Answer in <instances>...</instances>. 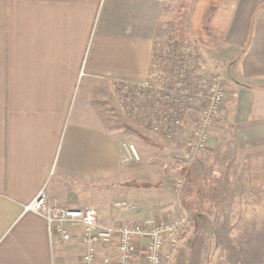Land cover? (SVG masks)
Returning a JSON list of instances; mask_svg holds the SVG:
<instances>
[{
    "label": "crops",
    "instance_id": "crops-1",
    "mask_svg": "<svg viewBox=\"0 0 264 264\" xmlns=\"http://www.w3.org/2000/svg\"><path fill=\"white\" fill-rule=\"evenodd\" d=\"M201 3L0 0V264H82L86 247L79 234L70 242L57 234L51 239L46 220L25 207L45 191L53 205L89 208L84 199L95 188L105 189L107 199L111 185L130 178L123 160L125 140L138 146L140 154L142 143L150 142L156 154L165 150L161 142H172L153 128L149 99L147 104L145 97L128 104L120 101L118 91L123 86L134 92L148 80L161 61L159 43H191L190 36L170 31L173 11L199 9ZM197 39H192L193 48L209 52L206 42ZM224 40L230 65L237 69L234 85L206 149L183 171L188 187L195 184L192 171L205 173L207 189L201 196L210 198L206 202L215 209L213 217L228 220L231 235L243 230L248 239L253 221L264 220V0H235ZM194 119L186 117L185 137ZM209 172L220 177L227 172V178L214 182ZM222 183L226 195L219 200L214 196ZM211 188L213 195L207 193ZM183 207L184 215L191 214ZM178 212L163 215L170 218ZM111 217L119 223L102 226L99 214L100 226L132 225L122 222L126 213ZM214 236L218 254L216 231ZM247 242L243 247L250 256L253 244ZM137 247H143L140 241ZM252 257L249 262H227L253 264ZM140 262L138 258L136 264Z\"/></svg>",
    "mask_w": 264,
    "mask_h": 264
},
{
    "label": "rangeland",
    "instance_id": "rangeland-1",
    "mask_svg": "<svg viewBox=\"0 0 264 264\" xmlns=\"http://www.w3.org/2000/svg\"><path fill=\"white\" fill-rule=\"evenodd\" d=\"M201 2L199 9L191 8L186 11L175 9L173 11L174 23L170 31L186 39H189L188 37L190 36L194 40L195 38H200V41L206 42L211 52H204L196 47L202 58L200 68L205 82L204 85H210L215 79H220L225 89L231 93L230 85H234L231 78L235 76L237 69L230 65L231 60H229L228 56L229 49L224 39L231 21L234 19L235 0H201ZM188 26H190V29ZM192 39L189 40V42H191L189 46L195 47L196 44H193ZM201 46L202 45H200V47ZM122 88L123 86L119 87L118 91L121 99L120 101L126 102L127 100L128 104L134 99L143 100L145 95H148L142 90V95H140V97L136 91L130 92L131 89H128L123 92ZM188 115L194 117L195 122L198 117V111H191L187 116ZM194 125L195 124L190 125L191 131L194 130ZM115 127H118V123H115ZM186 127L187 123L184 121L182 133H180L177 139L171 140L172 142L164 141L165 143L161 142V144H159L165 149L161 150L162 152L157 151L156 154H154L155 150H152L154 146H152L150 142H147L144 144L142 143L143 151L142 154H140L139 147L134 145L139 155L138 160L130 159L126 153L123 155V160L127 166V174H129L130 178L125 184L120 183L119 185L116 183L111 185L108 188L110 194L107 199L104 197L106 193L105 189L95 188L93 196L88 195V197L84 199V204H86L85 207L95 208L99 211L100 224L102 226H112L119 223L120 220H113L111 217L114 212L124 213V216L126 213L127 219L122 221L125 224L148 226L157 222H167L171 219L184 216L185 213L182 210L185 205V208L192 214L191 216V214L186 213L191 219L189 230H192V234L191 236L188 235V230L182 247L171 255L168 260H165V264H229L227 261L230 259L233 261L239 259L243 262L248 260L249 262L252 256L253 264H264V234L261 235L262 230L264 232V220L260 219L253 221V235H249L250 237H248V239L243 234V230L241 234L231 235L230 229L228 228V220L217 222L215 217H213L215 216L214 213L212 214L215 210L213 205L206 202V200H210V198H203L201 196L203 195V190L207 189L203 187L204 180L202 178H204L205 173L201 176V172L197 170H194V172L192 171L191 176L193 174L196 176L193 177L195 178V184L188 187V183L186 182L187 171L181 174L182 169L187 164L183 161V158L185 157L187 145L191 139L189 137L192 136L191 131V136L185 137L183 135V131ZM125 141L124 143L130 144L129 140ZM194 163L195 161L189 163V165ZM214 167L215 166L212 165L209 170ZM134 172L137 173L133 174ZM226 173L227 172H225L224 175ZM208 175L213 181L219 177V179L221 178L224 182L227 178V175H222L221 177L219 175L214 176V172H209ZM181 176L184 177L186 181L184 186L180 188L179 193H176L173 189V183L175 179L182 178ZM256 178L257 181L261 180V176H257ZM226 182L228 181L226 180ZM221 185V187L217 188L218 191L214 198L224 200L223 196L226 195L224 186L226 184L222 183ZM213 190L214 188H211L207 193L209 194L211 192V195H213ZM222 193L225 194L222 195ZM220 194L222 196H220ZM155 204H157V206H155ZM226 206L228 207V205ZM150 209L152 211H150ZM173 211L180 212H178V216H172L170 218L164 217L163 214ZM150 212L154 214L157 212L155 215H158V217H154V214L149 217ZM197 212L205 213L206 218L198 219V216L194 217ZM215 231L217 232L216 239L220 250L218 254L220 255L215 253L214 250V247H216L214 246ZM248 231L250 232L251 230ZM245 241H248L247 243L249 245L250 243L253 244L251 248L253 250V255L250 254L249 256V253H245V247H243L245 246Z\"/></svg>",
    "mask_w": 264,
    "mask_h": 264
},
{
    "label": "built area",
    "instance_id": "built-area-1",
    "mask_svg": "<svg viewBox=\"0 0 264 264\" xmlns=\"http://www.w3.org/2000/svg\"><path fill=\"white\" fill-rule=\"evenodd\" d=\"M158 46L163 49L161 61L152 67L148 80L136 86L135 91L138 95H142V90L148 94L145 98L152 103L150 119L153 128L168 140L177 139L187 114L198 111L183 158L189 164L206 149L227 90L220 79L204 85L200 68L202 58L193 47L166 43ZM128 89L122 88L123 92ZM145 102L148 103L147 100ZM123 146L130 159H139L134 145ZM173 184L174 191L179 193L185 180L177 179ZM25 211L46 220L51 239L57 234L63 241L70 242L78 233L80 242L86 247L82 264H136L138 258L141 259L139 264H165V260L182 247L191 226V219L184 215L148 226L132 224L103 228L99 224L97 209L53 205L45 191L27 205ZM137 241L143 247H137Z\"/></svg>",
    "mask_w": 264,
    "mask_h": 264
},
{
    "label": "trees",
    "instance_id": "trees-1",
    "mask_svg": "<svg viewBox=\"0 0 264 264\" xmlns=\"http://www.w3.org/2000/svg\"><path fill=\"white\" fill-rule=\"evenodd\" d=\"M184 173V171H183V169H182V171H181V174H183ZM182 177V176H181ZM177 179H181V178H177ZM182 179H184L185 181H186V179L184 178V177H182ZM176 180V179H175ZM187 182V181H186Z\"/></svg>",
    "mask_w": 264,
    "mask_h": 264
}]
</instances>
